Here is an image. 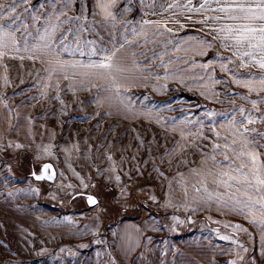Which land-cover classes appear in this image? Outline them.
Wrapping results in <instances>:
<instances>
[{
	"label": "rangeland",
	"instance_id": "rangeland-1",
	"mask_svg": "<svg viewBox=\"0 0 264 264\" xmlns=\"http://www.w3.org/2000/svg\"><path fill=\"white\" fill-rule=\"evenodd\" d=\"M149 2L119 0L116 11L119 13L130 5L126 19H161L156 15L144 16L145 11H149L145 8ZM168 2L155 0L154 10L162 11L159 5L166 6ZM198 27L188 24L187 32L182 31L179 35H203L195 31ZM101 35L105 40L109 39L106 32ZM163 40L135 49L138 54L147 53V56H141L140 62L163 52ZM139 42L143 43L142 40ZM150 49H155V53ZM177 56L183 58L185 53L166 56L165 60H175ZM159 63L157 60L150 67L163 73L165 70L157 67ZM6 65L10 87L8 85L4 96L13 109L12 119L14 123L29 120L32 133L26 140L8 137L0 142V264H181L185 249L191 253L190 245L205 244L210 239L224 246L232 240L243 244L248 251L239 264H264V256L257 247L259 234L247 220L226 210L218 212L215 206L207 209L193 205L191 197L196 194L191 190L194 178L189 170L199 166L201 157L194 147L181 152L180 146L188 145L189 141L181 140L179 129L174 131L171 127L172 117L180 120L185 114L198 116L207 123L208 118L203 113L208 110L230 113L234 106L253 110L246 101L228 99L232 93L248 95V92L233 85L229 76L220 73L218 67L216 78L229 80L228 84L214 88L220 95L213 99L219 103L205 100L198 91H189L176 83L168 84L166 94L139 87L127 93L132 97L131 103L138 107L154 105V112L163 108L159 115L163 121H168V126L162 128L154 119L149 121L142 116L127 115L118 100L98 106L96 88L91 92L74 90L73 94L66 80L60 83L59 96L63 104L55 99V89L49 88L47 96L40 99L41 77L45 74L43 67L28 60H12ZM248 72L259 75L255 69L241 72V75L246 76ZM182 93L196 96L199 101L184 98ZM144 96L149 98L148 101L143 99ZM250 99H256V96L252 95ZM181 108L183 112L179 110ZM224 119L216 117L218 122ZM204 131L207 134L211 128L206 127ZM17 143L23 147L17 149ZM181 159L188 161L187 166L180 162ZM47 162L57 170L58 177L52 184L33 177V172L41 174L42 165ZM178 172L188 177V198L176 182ZM78 177L83 178L87 189ZM83 194L96 196L98 205L89 207ZM124 221H136L145 231L141 250L128 262L118 259L114 252ZM236 224L247 228L252 238L237 231ZM220 236L233 238L225 240ZM225 257L217 264H227L226 259L236 255L232 253Z\"/></svg>",
	"mask_w": 264,
	"mask_h": 264
},
{
	"label": "snow or ice",
	"instance_id": "snow-or-ice-1",
	"mask_svg": "<svg viewBox=\"0 0 264 264\" xmlns=\"http://www.w3.org/2000/svg\"><path fill=\"white\" fill-rule=\"evenodd\" d=\"M118 5L119 0H37L35 4L33 0H0V65L6 68L5 60L39 63L45 73L41 77L44 83L39 88L40 99L47 96L49 88H54L55 99L63 104L59 91L61 81L66 80L73 94L74 90L91 92L96 88L98 106L118 100L127 115L154 119L162 128L168 126V121L159 115L164 109L154 112V105L138 107L131 103L132 97L127 93L139 87L166 94L168 84L176 83L189 91H198L205 100L219 103L213 99L220 95L214 91L216 85H226L230 80L233 85L246 89L248 95L232 93L228 99L246 101L252 111L243 106H234L230 113L208 110L203 113L207 123L198 116L185 114L180 120L172 117L171 127L174 131L179 129L181 140L189 141L188 145L180 146V151L194 147L201 157L199 166L189 170L194 178L191 190L196 194L191 197L193 205L207 209L215 206L218 212L226 210L242 216L258 231L264 256V128L256 127L264 126V0H198L197 3L169 0L166 6L159 5L162 9L159 12L154 10L155 0H150L145 5L149 11L144 16L162 18L142 17L140 21L126 19L130 5L117 13ZM188 24L198 25L195 31L203 35L180 36V32H187ZM102 32L109 39L105 40ZM161 38H164L161 44L164 51L141 63V56L147 53L138 54L135 49ZM150 51L155 53V49ZM179 52L185 56L165 60L166 56H176ZM197 57L201 59L197 61ZM157 60L160 61L157 67L165 70L163 73L150 67ZM217 67L229 80L216 78ZM249 69H255L259 75L255 72L241 75ZM3 83L9 85L7 76L3 77ZM252 95L256 99H250ZM4 107L10 116L6 101ZM218 116L225 119L218 122ZM206 127L211 128L207 134ZM15 147L19 149L23 145L17 143ZM180 162L188 164L183 159ZM51 169L50 164H44L42 174L33 172V175L36 180H54L55 172ZM177 176L176 182L188 198V177L183 172ZM78 178L87 189L83 178ZM116 179L119 182L120 177ZM86 199L90 205L98 204L92 195ZM234 228L252 238L247 228L239 224ZM220 238L232 240L230 236ZM232 243L238 244L243 252L248 251L238 241L232 240ZM236 255L243 259L240 251Z\"/></svg>",
	"mask_w": 264,
	"mask_h": 264
},
{
	"label": "crops",
	"instance_id": "crops-1",
	"mask_svg": "<svg viewBox=\"0 0 264 264\" xmlns=\"http://www.w3.org/2000/svg\"><path fill=\"white\" fill-rule=\"evenodd\" d=\"M10 61L12 60H5L4 63L7 64ZM7 74V67L5 68L3 65H0V142H3L4 139L6 140L8 137H11L15 140H26L31 136L32 125L30 124L29 120L27 121L25 119H21L20 121H16L14 123V120L12 119L14 114L13 109L4 96L8 85H4L3 77L7 76ZM41 82L42 84L44 83L42 80ZM52 89L54 88H50V90ZM5 101L11 109L10 116L8 115V109H5L4 107ZM9 125H11V127H9ZM34 135L36 136L37 134L35 133ZM214 229L217 230L218 228L215 227ZM256 233H258V231ZM144 236L145 231L143 227L136 221L122 222L119 228L118 237L114 244V252L116 257L124 262L131 261L141 250ZM257 243L258 249H261L260 239L257 241ZM219 245L225 248L220 247ZM190 246V249L193 252L190 253L189 249H185L187 252L183 251L181 264H217L219 263V260H224L226 258L225 256H230L232 253L236 255L237 251L241 252L243 259L236 255V257L232 259L227 258V264H230L232 261H235L236 264H239L243 262L246 257V252H243L241 249H239L238 245L234 246L232 242L227 244V246H224V244L213 242V240L210 239L208 242L206 241L205 244L197 242ZM203 256H206L208 259L203 258Z\"/></svg>",
	"mask_w": 264,
	"mask_h": 264
},
{
	"label": "water",
	"instance_id": "water-1",
	"mask_svg": "<svg viewBox=\"0 0 264 264\" xmlns=\"http://www.w3.org/2000/svg\"><path fill=\"white\" fill-rule=\"evenodd\" d=\"M44 164H50L51 166H52V169H51V171H54L55 172V179L54 180H48V179H45V181H47V182H49V183H55V181H56V179H57V177H58V175H57V170H56V168L54 167V165L53 164H51V163H49V162H47V163H44ZM43 164V165H44ZM43 165H42V168H43ZM42 168H41V171H42ZM41 174H42V172H41ZM33 177H34V179H35V176L33 175ZM36 180V179H35ZM37 181H44V180H37ZM87 195H90V194H83V197L86 199V196ZM94 198H96L97 199V201L99 202V200H98V198L96 197V196H94V195H92ZM86 202H87V199H86ZM87 204H88V202H87ZM96 205H98V204H96ZM96 205H90V204H88V206L89 207H95Z\"/></svg>",
	"mask_w": 264,
	"mask_h": 264
},
{
	"label": "trees",
	"instance_id": "trees-1",
	"mask_svg": "<svg viewBox=\"0 0 264 264\" xmlns=\"http://www.w3.org/2000/svg\"><path fill=\"white\" fill-rule=\"evenodd\" d=\"M182 96L184 98H188V99H192V100H196V101H199L198 98L196 96H193V95H190L188 93H182Z\"/></svg>",
	"mask_w": 264,
	"mask_h": 264
}]
</instances>
